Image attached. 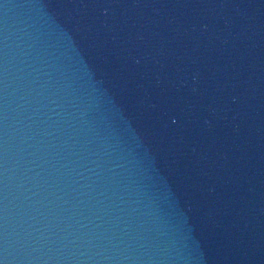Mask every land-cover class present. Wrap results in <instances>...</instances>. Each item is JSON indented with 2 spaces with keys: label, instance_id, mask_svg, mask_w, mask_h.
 Here are the masks:
<instances>
[{
  "label": "water",
  "instance_id": "obj_1",
  "mask_svg": "<svg viewBox=\"0 0 264 264\" xmlns=\"http://www.w3.org/2000/svg\"><path fill=\"white\" fill-rule=\"evenodd\" d=\"M0 264H264V0H0Z\"/></svg>",
  "mask_w": 264,
  "mask_h": 264
}]
</instances>
